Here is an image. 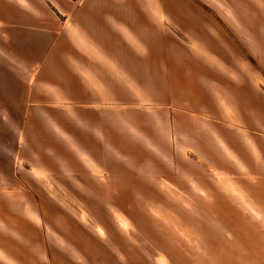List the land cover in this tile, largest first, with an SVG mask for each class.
<instances>
[{
    "label": "clouds",
    "instance_id": "obj_1",
    "mask_svg": "<svg viewBox=\"0 0 264 264\" xmlns=\"http://www.w3.org/2000/svg\"><path fill=\"white\" fill-rule=\"evenodd\" d=\"M0 264H264V0H0Z\"/></svg>",
    "mask_w": 264,
    "mask_h": 264
}]
</instances>
